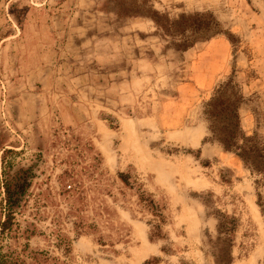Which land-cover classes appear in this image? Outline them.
Listing matches in <instances>:
<instances>
[{
	"label": "rangeland",
	"instance_id": "obj_1",
	"mask_svg": "<svg viewBox=\"0 0 264 264\" xmlns=\"http://www.w3.org/2000/svg\"><path fill=\"white\" fill-rule=\"evenodd\" d=\"M147 6L210 12L222 33L175 50ZM232 74L243 130L264 138V0H0V164L33 175L3 249L24 264H215L218 209L238 220L231 264H261L254 176L204 140L202 104ZM141 190L165 208L161 237Z\"/></svg>",
	"mask_w": 264,
	"mask_h": 264
},
{
	"label": "trees",
	"instance_id": "obj_2",
	"mask_svg": "<svg viewBox=\"0 0 264 264\" xmlns=\"http://www.w3.org/2000/svg\"><path fill=\"white\" fill-rule=\"evenodd\" d=\"M144 15L154 21L162 30L164 37L170 38V45L179 51H185L197 42L209 40L222 33L220 23L210 12L181 13L176 19H170L167 15L147 6ZM226 36L229 38V35ZM244 102L245 99L233 79V74L218 84L213 95L204 101L201 107L208 131L204 140L219 143L224 151L234 154L254 176L256 204L264 217V138L256 132L248 134L243 130L239 110ZM8 151L12 149H4L3 153ZM0 167L4 173L2 187L5 205L3 219L0 220V234L3 237L12 233L16 209L20 206L23 191L30 186L33 175L30 167H20L17 175H10L8 171L11 164L5 161L1 162ZM118 177L126 186L134 185L135 178H131L129 172H118ZM138 196L142 208L151 215L147 220L150 238L161 237L162 226L166 222L164 206L144 190H141ZM212 214L217 220V225L216 235L207 240L209 253L215 264H231L234 259L233 235L238 220L234 215L218 209ZM0 264L24 263L13 254V251L4 250L0 244ZM261 264H264V257Z\"/></svg>",
	"mask_w": 264,
	"mask_h": 264
},
{
	"label": "crops",
	"instance_id": "obj_3",
	"mask_svg": "<svg viewBox=\"0 0 264 264\" xmlns=\"http://www.w3.org/2000/svg\"><path fill=\"white\" fill-rule=\"evenodd\" d=\"M191 84H193V86L194 87H202V84H200L199 82H198V79L194 76V77H192V82H190Z\"/></svg>",
	"mask_w": 264,
	"mask_h": 264
}]
</instances>
